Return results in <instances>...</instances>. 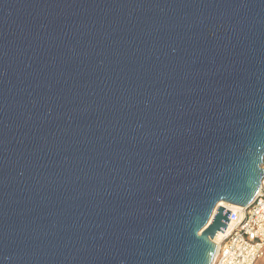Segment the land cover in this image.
I'll return each mask as SVG.
<instances>
[{
    "label": "water",
    "instance_id": "1",
    "mask_svg": "<svg viewBox=\"0 0 264 264\" xmlns=\"http://www.w3.org/2000/svg\"><path fill=\"white\" fill-rule=\"evenodd\" d=\"M263 160L264 0H0V264H212Z\"/></svg>",
    "mask_w": 264,
    "mask_h": 264
},
{
    "label": "built area",
    "instance_id": "2",
    "mask_svg": "<svg viewBox=\"0 0 264 264\" xmlns=\"http://www.w3.org/2000/svg\"><path fill=\"white\" fill-rule=\"evenodd\" d=\"M228 210V232L216 245L212 264H257L264 258V179L249 206Z\"/></svg>",
    "mask_w": 264,
    "mask_h": 264
},
{
    "label": "bare ground",
    "instance_id": "3",
    "mask_svg": "<svg viewBox=\"0 0 264 264\" xmlns=\"http://www.w3.org/2000/svg\"><path fill=\"white\" fill-rule=\"evenodd\" d=\"M221 206H225L227 209H234L236 206H230V205H226V204H221ZM228 230H225L224 233L219 232L216 237L214 238L213 242L215 243V245H219V243L221 242V240L224 238L225 233H227Z\"/></svg>",
    "mask_w": 264,
    "mask_h": 264
},
{
    "label": "crops",
    "instance_id": "4",
    "mask_svg": "<svg viewBox=\"0 0 264 264\" xmlns=\"http://www.w3.org/2000/svg\"><path fill=\"white\" fill-rule=\"evenodd\" d=\"M258 264H264V259L260 260Z\"/></svg>",
    "mask_w": 264,
    "mask_h": 264
},
{
    "label": "rangeland",
    "instance_id": "5",
    "mask_svg": "<svg viewBox=\"0 0 264 264\" xmlns=\"http://www.w3.org/2000/svg\"><path fill=\"white\" fill-rule=\"evenodd\" d=\"M263 259H264V258H263ZM263 259H262V260H263ZM258 263H259V262H258ZM258 263H257V264H258Z\"/></svg>",
    "mask_w": 264,
    "mask_h": 264
}]
</instances>
